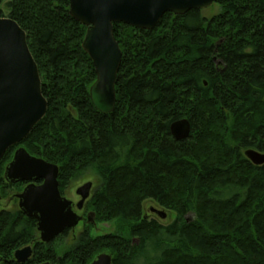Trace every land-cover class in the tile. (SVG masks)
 Returning <instances> with one entry per match:
<instances>
[{
  "label": "trees",
  "instance_id": "1",
  "mask_svg": "<svg viewBox=\"0 0 264 264\" xmlns=\"http://www.w3.org/2000/svg\"><path fill=\"white\" fill-rule=\"evenodd\" d=\"M216 2L210 18L191 9L165 12L150 30L113 23L121 60L110 113L90 100L86 27L68 1L5 2L0 17L24 30L47 110L5 151L0 181L20 146L58 166L61 195L90 172L98 184L85 210L115 219L118 231L93 237L83 227L68 240L65 229L45 243L35 219L2 209L0 264H89L102 252L112 264H264V163L243 154L264 153V0ZM181 118L190 133L177 141L169 124ZM6 185L21 191L26 182ZM145 200L174 219L144 218ZM27 245L30 258L17 262L14 251Z\"/></svg>",
  "mask_w": 264,
  "mask_h": 264
},
{
  "label": "water",
  "instance_id": "2",
  "mask_svg": "<svg viewBox=\"0 0 264 264\" xmlns=\"http://www.w3.org/2000/svg\"><path fill=\"white\" fill-rule=\"evenodd\" d=\"M70 16L86 27L81 43L90 57L95 80L89 88L94 108L110 113L115 103V80L121 51L113 35L112 25L121 22L150 30L165 12L176 15L191 9L202 10L216 0H67ZM47 110L41 92L37 64L28 48L24 30L11 18L0 17V160L5 151L22 142ZM174 140L189 136L190 123L186 118L169 124ZM244 156L254 165L264 163V153L247 148ZM58 166L30 155L22 146L15 149L4 168L8 183L27 182L15 194L17 206L27 218L36 220L39 241L48 242L65 229H73L82 219L74 209L81 210L91 194L92 182L86 181L75 189L79 200L74 203L60 194ZM38 182V183H37ZM160 218L165 213L151 209ZM92 213L88 222H94ZM30 245L16 249L13 258L24 262L30 258ZM89 264H112L111 255L102 252Z\"/></svg>",
  "mask_w": 264,
  "mask_h": 264
},
{
  "label": "rangeland",
  "instance_id": "3",
  "mask_svg": "<svg viewBox=\"0 0 264 264\" xmlns=\"http://www.w3.org/2000/svg\"><path fill=\"white\" fill-rule=\"evenodd\" d=\"M6 1H8V0H5V2ZM5 2L0 4V9L3 10L4 14H6L8 12V7L5 5ZM220 9H221V5L217 2H213L209 7L202 9L201 14L206 18H210V17L218 14L220 12ZM86 181L92 182L91 194L89 196V198H90L95 187L98 184L97 177L90 172H87L84 176L80 177L78 180H74V181H71L68 184H66L63 187V190H64L63 196H65L69 200L76 203L79 200V196L75 193V189ZM26 184H27V182H26ZM18 192H20V191H17V189L13 188V186L9 187L8 185H6V181H0V210H2V209L13 210V209L17 208L18 207L17 206V199L16 198L13 199L12 196H15V194ZM86 203L87 202H85V204L81 210L74 209L79 215L83 216V220H81L73 229H71L70 233L66 236L68 240L70 238L76 237L78 235V233L83 229V227L88 228L90 235L93 237L117 233L118 226H117V221L115 219H112L109 221H107V220L96 221L95 217L91 216L93 218L94 222H88L87 221L88 220L87 215L89 213H91V211L85 210ZM152 208L164 212L166 214L165 217L160 218L155 212H153L151 210ZM142 212H143L144 218H149V219L154 218L163 224L170 223L175 217L174 212L159 206L157 203H155L152 200H145L143 202ZM187 218L191 219L192 215L189 214L187 216ZM133 240H135V239H133Z\"/></svg>",
  "mask_w": 264,
  "mask_h": 264
},
{
  "label": "flooded vegetation",
  "instance_id": "4",
  "mask_svg": "<svg viewBox=\"0 0 264 264\" xmlns=\"http://www.w3.org/2000/svg\"><path fill=\"white\" fill-rule=\"evenodd\" d=\"M15 197V196H12V198ZM19 249V248H18Z\"/></svg>",
  "mask_w": 264,
  "mask_h": 264
}]
</instances>
